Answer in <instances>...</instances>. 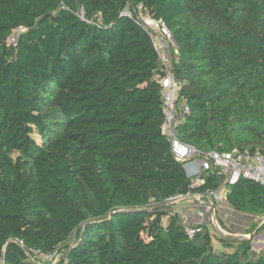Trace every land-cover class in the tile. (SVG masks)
<instances>
[{"label": "trees", "instance_id": "1", "mask_svg": "<svg viewBox=\"0 0 264 264\" xmlns=\"http://www.w3.org/2000/svg\"><path fill=\"white\" fill-rule=\"evenodd\" d=\"M146 17L171 33L180 141L264 151V0H0V264H264L257 224L217 250L169 201L225 174L193 186L173 154ZM227 201L264 217L258 182Z\"/></svg>", "mask_w": 264, "mask_h": 264}, {"label": "built area", "instance_id": "2", "mask_svg": "<svg viewBox=\"0 0 264 264\" xmlns=\"http://www.w3.org/2000/svg\"><path fill=\"white\" fill-rule=\"evenodd\" d=\"M142 7H140V10ZM123 15L129 16L130 12L125 10ZM146 23L152 28L151 36L154 40L161 62L165 67V75L160 79L162 86V102L164 108L163 133L170 141L173 154L176 159L183 163L187 176L191 179L193 186L204 184V175L207 171L220 169L225 174V183L217 190H211L205 194L185 193L178 194L169 199L170 203L184 200H193L197 205L206 208L208 212H216V207L227 199L228 187L237 184L241 178H246L260 183L264 187V151L256 149H234L232 152L219 153L212 151L203 153L195 147L185 144L178 138L176 105L180 85L174 79L170 70L171 57H165L166 48L171 42V33L161 20L145 18ZM15 42V38L12 39ZM170 48V47H169ZM188 112V108H183ZM187 234L192 237L200 230L194 227L187 228ZM42 263H56L60 259L57 253L43 255L38 258Z\"/></svg>", "mask_w": 264, "mask_h": 264}, {"label": "rangeland", "instance_id": "3", "mask_svg": "<svg viewBox=\"0 0 264 264\" xmlns=\"http://www.w3.org/2000/svg\"><path fill=\"white\" fill-rule=\"evenodd\" d=\"M171 43V42H170ZM165 57L169 60L171 57V50L169 47L166 48ZM225 200L223 203L220 204L219 208H216V212L212 213L208 212L205 208L206 214L205 217H201V221L197 224H190L191 226L196 225H206L212 236L214 237L213 243L217 250H222L219 241L217 238L221 235L226 237L236 235V236H244L246 233L251 232L253 227L257 224L258 226L253 231L254 237L252 241V246L255 251L260 252L264 251V217L258 218L253 215H248L244 213L237 212L234 210ZM194 203L193 200H184V201H177L173 202V209L177 212V210L181 211L183 206L189 203ZM196 205L195 214H201L202 208L199 205ZM222 212V213H221ZM216 217L219 218L216 219ZM166 223V218H165ZM185 223V222H184ZM187 224V223H185ZM247 237L250 235H246Z\"/></svg>", "mask_w": 264, "mask_h": 264}, {"label": "crops", "instance_id": "4", "mask_svg": "<svg viewBox=\"0 0 264 264\" xmlns=\"http://www.w3.org/2000/svg\"><path fill=\"white\" fill-rule=\"evenodd\" d=\"M227 200V199H226ZM224 202V201H223ZM222 202V203H223ZM228 203V201H226ZM224 204V203H223ZM229 204V203H228ZM230 205V204H229ZM220 206V205H219ZM219 206H217L216 208H219ZM202 208L201 210V214L197 215L195 214V208H196V205H195V202L194 203H189V204H186L183 206V209L181 211L177 210V212L179 213V215L184 219V222L185 223H190V224H197L198 222L201 221V217H205L206 214V211H205V208L202 207V206H199ZM231 207V205H230ZM221 210L223 209L222 207H220ZM219 208V209H220ZM222 213V212H221Z\"/></svg>", "mask_w": 264, "mask_h": 264}, {"label": "water", "instance_id": "5", "mask_svg": "<svg viewBox=\"0 0 264 264\" xmlns=\"http://www.w3.org/2000/svg\"><path fill=\"white\" fill-rule=\"evenodd\" d=\"M228 237H232V238H241V239H250L251 237H252V235H250V236H246V235H244V236H236V235H232V236H228Z\"/></svg>", "mask_w": 264, "mask_h": 264}]
</instances>
